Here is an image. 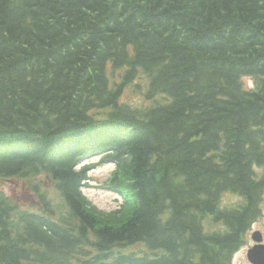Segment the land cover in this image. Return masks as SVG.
<instances>
[{
    "label": "trees",
    "instance_id": "16d2710c",
    "mask_svg": "<svg viewBox=\"0 0 264 264\" xmlns=\"http://www.w3.org/2000/svg\"><path fill=\"white\" fill-rule=\"evenodd\" d=\"M43 176L55 221L0 192V264H229L264 210V0H0V179Z\"/></svg>",
    "mask_w": 264,
    "mask_h": 264
},
{
    "label": "rangeland",
    "instance_id": "374dc122",
    "mask_svg": "<svg viewBox=\"0 0 264 264\" xmlns=\"http://www.w3.org/2000/svg\"><path fill=\"white\" fill-rule=\"evenodd\" d=\"M243 82L246 87L253 86V82L249 78L244 77ZM140 83L144 85L145 81L141 79ZM132 89L133 88H128L125 91L123 98L131 102L138 101L140 97H138L137 93L133 92ZM96 158H97L96 156L89 157L86 158L85 160L91 159L92 161H94ZM112 169H113V165L111 163H103L91 169L89 171L90 182L88 183V186L83 189V192L88 197V199L91 200L98 208L104 211L112 210L120 203V198L116 193H113L103 187L104 179L110 175ZM3 189L5 192L17 196L21 191L20 188H18V190L16 191L15 185L10 183H5L3 185ZM234 199L235 198L231 197L230 195H225L223 196V203L225 204L233 203ZM253 230L261 231L264 242V211L259 215L256 221L252 223L250 230L247 233V236L245 237L244 240L245 244L242 245L239 251L233 256V260L231 264H251L247 260L246 250L248 249V247L253 245V240L251 238V232Z\"/></svg>",
    "mask_w": 264,
    "mask_h": 264
},
{
    "label": "water",
    "instance_id": "95a60500",
    "mask_svg": "<svg viewBox=\"0 0 264 264\" xmlns=\"http://www.w3.org/2000/svg\"><path fill=\"white\" fill-rule=\"evenodd\" d=\"M254 239L261 240V235L259 232H255L253 234ZM248 256L252 261H257L259 264H264V246L256 245L252 249L249 250Z\"/></svg>",
    "mask_w": 264,
    "mask_h": 264
}]
</instances>
